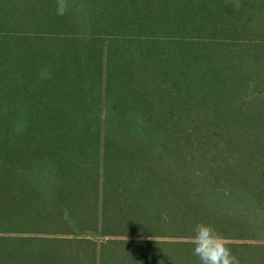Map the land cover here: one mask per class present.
I'll return each instance as SVG.
<instances>
[{
  "label": "trees",
  "instance_id": "trees-1",
  "mask_svg": "<svg viewBox=\"0 0 264 264\" xmlns=\"http://www.w3.org/2000/svg\"><path fill=\"white\" fill-rule=\"evenodd\" d=\"M198 222L264 264V0H0V264H200Z\"/></svg>",
  "mask_w": 264,
  "mask_h": 264
},
{
  "label": "clouds",
  "instance_id": "clouds-1",
  "mask_svg": "<svg viewBox=\"0 0 264 264\" xmlns=\"http://www.w3.org/2000/svg\"><path fill=\"white\" fill-rule=\"evenodd\" d=\"M64 7L57 10L62 15ZM194 235L190 237L193 245V254L200 260V264H239L233 255L225 237L209 224L198 222L195 224Z\"/></svg>",
  "mask_w": 264,
  "mask_h": 264
}]
</instances>
